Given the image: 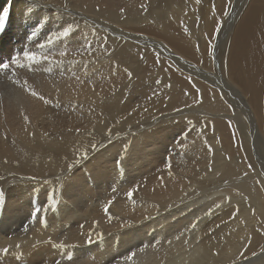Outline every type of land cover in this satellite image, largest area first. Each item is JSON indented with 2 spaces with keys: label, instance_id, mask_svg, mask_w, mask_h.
Segmentation results:
<instances>
[{
  "label": "bare ground",
  "instance_id": "bare-ground-1",
  "mask_svg": "<svg viewBox=\"0 0 264 264\" xmlns=\"http://www.w3.org/2000/svg\"><path fill=\"white\" fill-rule=\"evenodd\" d=\"M250 1L245 12L235 18L238 22L229 37L228 30L225 35L220 33L216 41V38L211 39L218 43L213 55H209L206 42L216 31V22L221 15L214 0H200L199 4L196 0H0V13L7 17V27L0 32V63L9 64L8 70L0 71V185L17 187L12 198L4 202L0 214V264H56L57 260L61 264H264L263 162L255 156L254 160H245L247 165H244L235 159L238 155L234 157L237 162L223 157V145L215 128H205L210 139L199 131H191L188 139L181 140V145L178 144L180 140L172 139L173 133H180L179 125H184L187 131L189 125L206 123L195 114L185 116L183 113H192V109L218 108L221 103L219 95L226 103V89L243 106L249 120V132H253L257 140L262 138L259 131L264 132V0ZM127 4L128 7L125 6ZM142 4L147 6V11L141 8ZM122 7L126 15L122 19L114 17ZM196 12L201 14L198 21L204 30L193 31L194 27H189L193 23L198 24L194 17ZM95 13H103L106 17L104 27L92 21ZM111 24L125 26V29H115ZM99 28L103 32H99ZM65 31L69 35L64 36ZM195 32L201 36L193 35ZM110 34L119 39H113ZM42 36L46 37L43 41ZM58 39L60 42L56 44ZM212 41L208 44L212 45ZM158 42L197 65L178 55L169 57ZM66 43L74 47L87 44L89 51L85 49L82 57L70 64L65 55H59L64 52ZM219 43L223 58L219 57L222 59L215 69L218 75L210 74L204 68L213 69L212 61L218 59ZM58 46L60 51H56ZM25 52L35 54L37 62L26 60ZM11 57L17 58V64L12 63ZM219 66H222L220 70ZM176 70L184 73L185 79L190 81L187 84L190 83L198 92L197 95L193 93L196 101L200 100L198 107L189 102L191 95L179 92V83L184 82V76ZM203 73L217 80L218 85L204 78ZM226 79L229 84H226ZM205 85L212 87L206 86L211 93L209 99L205 96ZM220 85L224 92L218 88L219 94L216 88ZM32 91L37 96H33ZM71 113L85 118L89 127L99 124L108 125L111 129L109 125L117 126L116 120H125L126 125H131L127 129L121 127L126 130L124 136L129 137H125L128 143L112 140L111 145L106 148L104 145L109 153L113 151V156L119 146L125 147L121 150L124 154L119 162L123 168L118 170L112 166L115 158L110 154L111 166L105 165L109 162L105 163L107 156H104L105 166L100 163L101 167L94 165L95 169L77 181L76 172L70 170L72 167L68 160L62 157L68 155L63 151H70L74 157L71 163L79 158L82 161L81 154L86 156L84 145L89 142L83 138L91 139L93 134L89 133L87 137V130L83 133L76 131L75 134L70 131V135L59 138L52 130V125H72L75 120H71ZM177 114L182 116L173 118ZM148 119L152 120V125L160 126L142 132ZM233 121L235 124L236 119ZM136 122H143V126L137 128V124L133 125ZM9 125L17 126L9 131ZM119 129L117 126V132ZM94 136L97 141L99 134ZM109 139H116V136L110 135ZM105 141H92L91 149L95 145L96 153L97 148L106 144ZM241 148L246 150L245 141L241 142ZM88 161L87 169L92 165H88ZM149 165L154 168L149 170ZM67 167L74 175L67 174ZM161 167L165 169L158 172ZM81 170V173L78 171L80 175ZM151 171L158 173L149 177L152 176L149 174ZM177 171L188 176L179 178ZM68 177L77 182L68 184L71 179ZM250 180L254 183L251 184ZM133 181H141L140 186ZM187 181L190 192L187 191ZM56 183L61 187L60 194L55 191ZM135 185L138 189L140 187L141 194L129 200L125 196ZM216 187H222L224 193L217 190L219 188L216 190L221 195L230 196L231 201L226 200L220 208L215 207L218 203L204 206L207 208L199 209L195 216L194 208L207 197L203 193ZM31 194L32 199H29ZM96 195L108 198L104 199L106 203L93 201ZM109 198H112V203L106 216L103 209ZM177 199L180 200L177 202ZM36 208L41 209L38 218L30 219ZM209 209L213 210L212 214L205 215ZM52 211L56 217L53 222ZM21 213L22 216L18 217ZM111 214L114 220L107 223ZM41 216L45 218L42 222ZM199 216L202 217L198 219ZM10 218L23 220L24 230L2 231L9 225L16 226L17 222H10ZM188 218L192 221L184 226L183 221ZM84 220L87 235L81 227L84 225H80ZM197 220L195 228H192ZM93 222H97L99 227L107 223L112 229L105 231L102 237L98 236V231L93 230ZM52 224L62 228L67 226L63 230L58 228L66 229L70 235L67 234L64 240L55 236L45 238L44 234ZM90 232L92 240L98 238L100 241L83 248V238H89ZM61 243L65 245L62 249L52 246ZM71 244L75 247L69 249ZM4 249H8L7 254ZM68 252L73 253L72 261L65 259ZM132 252L135 256L129 262L127 256ZM242 252L243 256L240 255ZM253 252L257 255L253 256ZM18 255L20 259H16Z\"/></svg>",
  "mask_w": 264,
  "mask_h": 264
},
{
  "label": "rangeland",
  "instance_id": "rangeland-1",
  "mask_svg": "<svg viewBox=\"0 0 264 264\" xmlns=\"http://www.w3.org/2000/svg\"><path fill=\"white\" fill-rule=\"evenodd\" d=\"M183 1H188L189 2V0H183ZM209 0H205V2H208ZM215 1V5L218 3V14H221V15H219L218 17H219V20H217V21H220V24H221V31H219V33H218V36L220 35V33H222L221 35H225L226 34V31H228L229 30V32H228V37H229V34L231 33V32H233V30H231V29H234L235 27H236V25H237V22H238V20H236V19H238L239 18V16H241V14H243V12H245V10H246V8L249 6V4H250V0H214ZM232 1V2H231ZM249 1V2H248ZM73 6H74V4H72ZM126 7H128L129 6V4H127V5H125ZM236 6V7H235ZM244 7V8H243ZM239 8V9H238ZM121 9H123V12H121ZM118 12H116V15L114 16V17H117V18H123V16H125L126 15V13L124 12L125 11V9L122 7ZM229 9H232V10H229ZM238 9V10H237ZM193 10L194 11H196L194 8H193ZM221 11V12H220ZM235 12V13H234ZM237 12V13H236ZM78 13L79 14H82V12H79L78 11ZM108 13V12H107ZM120 13V15H118ZM226 13V14H225ZM94 14V13H93ZM228 14V15H227ZM95 15L96 16H94L93 18H92V21L93 22H95L96 24H99L101 27H104V25H106V22H104V19L106 18V17H104V15H103V13H95ZM196 15V16H195ZM198 15L199 16H201V14H199L198 12H196V13H194V17L195 18H197V21H198ZM233 17H232V16ZM236 15V16H235ZM107 16H109V13L107 14ZM221 17H223L222 19H221ZM236 18V19H235ZM98 22H97V21ZM190 20H192V19H190ZM138 20H136L135 19V22H137ZM142 21V20H141ZM107 23H109V22H107ZM201 24V22L200 21H198V24L197 23H193L191 26H189L188 24H186V25H188L193 31H195L196 29H200V30H204L205 28H204V26L203 25H200ZM80 25H82V24H80ZM95 25V24H94ZM203 26V27H202ZM217 26V25H216ZM216 26H215V28H216ZM111 27H114L115 29L117 28V29H125V26H122V25H112L111 24ZM201 27V28H200ZM71 28V27H70ZM103 29L102 28H99V32H103L102 31ZM128 33H131V34H136V35H140V33H135V32H127V34ZM104 34V33H103ZM193 35H195V36H201L198 32H197V34H196V32L193 34ZM213 35L211 34L210 36H209V38H208V40H207V42H206V44L208 45H206V47H209V44H210V41H212L211 39H210V37H212ZM44 37L45 36H42V41L44 40ZM110 37H112L113 39H119V38H116V37H114V36H112L111 34H110ZM147 37V36H146ZM46 38V37H45ZM104 38V37H103ZM147 38H153L152 36H148ZM218 38H216L215 39V41L217 40ZM215 41H212V45H213V48L214 49H216L217 48V43L215 42ZM59 39H58V43L56 42V44H59ZM215 42V43H214ZM126 43H131L130 41H126ZM156 43H157V41H156ZM158 43H160V42H158ZM209 43V44H208ZM221 43H222V40H221ZM221 43H219V47H218V49H217V61L214 59V61H212V64H213V69H211V68H204L205 69V71L206 72H208V73H210L211 74V72H214L215 74H217L218 75V71L216 70L215 71V69H216V67H218V61L220 62L221 61V59L223 58V50L221 49ZM124 44V43H123ZM162 45V46H161ZM87 46V47H86ZM160 46L161 47H163L164 49H166V51L168 52V55H169V57H172V58H175V56L176 55H178V56H180L179 54H175V52H173L172 50H170L167 46H165V45H163V44H161L160 43ZM223 48H224V46H223ZM83 49V50H82ZM85 49L87 50V51H89V45H87V44H85V45H81L80 47H74V46H72V45H68L67 43H66V45H65V49H64V52L65 53H67L65 56H66V59H67V61H68V63H72V62H75L76 61V59L78 58V59H80L82 56L81 55H83V52L85 51ZM122 49L124 50L123 52H126V50H125V47H122ZM59 50V46L58 47H56V51H58ZM209 50V49H208ZM60 51V50H59ZM137 53L136 54H138L139 52L138 51H136ZM78 53V54H77ZM82 53V54H81ZM127 53V52H126ZM128 54H130L129 52H128ZM222 55V56H221ZM74 56V57H73ZM76 56V57H75ZM85 57V56H84ZM177 57V56H176ZM182 59H184V60H188V61H190L189 59H185L184 57H182V56H180ZM219 57H222V58H219ZM52 59L54 60V61H56V59L54 58V57H52ZM69 59V60H68ZM74 59H75V61H74ZM136 59V58H135ZM137 60V59H136ZM4 61H6V59H4ZM139 61V59L137 60V62ZM120 62V61H119ZM118 62V63H119ZM169 62V61H168ZM179 62V61H178ZM191 63H194L193 61H190ZM124 63V62H123ZM140 63V62H139ZM146 63V62H145ZM170 63V62H169ZM183 63V62H182ZM206 63H207V61H206ZM171 65H173V66H175V64H172V63H170ZM195 64V63H194ZM129 66H131V67H133L132 66V64H128ZM195 65H197V64H195ZM140 67H141V65H140ZM203 67V66H202ZM205 67V66H204ZM206 67H208V66H206ZM222 68V66H219V70ZM208 69H210V70H208ZM208 70V71H207ZM213 70V71H212ZM176 72L177 73H179V75H181L182 77H183V79H184V82L182 81V82H180L179 84H180V89H179V92H183V94L185 95V91L186 92H188V94L189 95H191V97L189 98V102H194V103H192V105L193 106H197L198 107V102L196 101L197 100V98H196V95H197V91L194 89V88H192V86L190 85V83L189 84H187L188 83V81L189 80H186L185 79V75H184V73H182L180 70L179 71H177L176 70ZM181 72V73H180ZM188 75H192V73H188ZM203 75V77L204 78H206L208 81H210V82H212L213 84H217L218 85V83H217V80H215L214 78H211V77H207V75L206 74H202ZM216 75V76H217ZM219 75H221L220 74V72H219ZM227 75V74H226ZM227 81H226V84H229V82H228V79H226ZM186 82V83H185ZM190 82V81H189ZM185 83V84H184ZM263 85H264V79H263ZM183 85H185L184 87H183ZM206 86H208L210 89L212 88L210 85H205V92H207L206 94L208 95H206L205 94V96L207 97L206 99H209V95L211 94L210 93V89H208V87H206ZM217 87V86H216ZM218 88L220 89V92H221V90L223 91V89L221 88V85H220V87H217L216 89V91H218ZM186 89V90H185ZM182 90H184V91H182ZM194 90V91H193ZM193 91V92H192ZM208 92H209V94H208ZM219 92V91H218ZM220 92H219V94H220ZM224 92V91H223ZM193 93H195V94H193ZM229 92L227 91V89H226V103H225V100L224 99H222V96L221 95H219L220 97V100H221V103H219L218 104V108H216V109H213V110H206V109H198V110H193L192 109V113H183L185 116H193L194 114V116H199L200 118H202V120L203 121H206V123L204 124V125H193V126H191V125H189L190 126V128L188 127L187 129V131H188V133H187V131H186V127H185V130H184V125H179L180 126V128H181V131H180V133H173V136L174 137H172V139L175 141H177V139H178V141L180 140V142L178 143V144H182V142H181V140L182 141H185L186 139H188L189 138V133L192 131H194V132H198L199 131V134H201V133H203V136L205 137L206 136V138H209V134L207 133V131L205 130V128H212V130L215 128V129H217V130H214L216 133L218 132L219 133V135H220V141H221V148L224 150V152L222 151V154H223V157H227L228 159H230V160H232V162H234V161H236L237 160V158H238V160H240V161H238V162H243V164L245 165H247V162L249 161V160H254L255 159V156H256V158L258 157V159L257 160H260V161H262L263 162V164H264V132L262 133V131H259L260 133H261V139H256L255 137H254V135H253V132H249L250 131V127H247V126H249V120L247 119V117H246V114L243 112V106L241 105V103L240 102H238L236 99L234 100V98L232 97V96H230V93H232V92H230L229 94H228ZM187 94V95H188ZM193 94V95H192ZM224 96V95H223ZM193 97V98H192ZM192 99H194V100H192ZM196 101V102H195ZM237 101V102H236ZM230 104V105H229ZM240 107V108H239ZM231 108H235L234 110L232 109L231 110ZM227 111H226V110ZM230 112H229V111ZM241 110V111H240ZM235 113H234V112ZM203 112V113H202ZM112 115H113V117L114 118H116V115L114 116V113L113 112H110ZM191 114V115H190ZM193 114V115H192ZM208 114V115H207ZM211 114H212V116H211ZM170 115V114H169ZM168 115V116H169ZM183 115V116H184ZM225 115H227V116H225ZM76 116V117H75ZM161 116H163V115H161ZM165 116V115H164ZM180 116H182V115H176V116H174L173 118H175V117H180ZM220 116V117H219ZM225 116V117H224ZM229 116V117H228ZM233 116V117H232ZM70 117H71V120L72 121H74V123L72 124V125H52V130H53V132H55L56 134H57V136L59 135V138H61V136H66V135H70L71 133H70V131L71 132H73L72 134H75V132L76 133H83V131L84 132H87V133H85V135L87 136V137H89L87 134H89V133H91V134H93V136H92V138L94 137V139H87V138H83V139H85L84 141L87 143L88 141L90 142H88L87 143V145L85 144L84 146H86V150L88 149V152L86 151V150H84L85 151V154H86V156L88 157V153L89 152H91V153H94L93 155H91V153H89V157L87 158L86 156H83V154H81V159H82V161H83V163H84V165H83V163H82V161H80V158L78 159L77 157H75L76 159H78V160H74L75 162L74 163H76V162H80V163H76V164H74L73 162L71 163V161H72V159H74V157H72L71 156V154H70V151H67V150H65V151H63L64 153H66V154H68V155H65L64 154V156H62L64 159H65V161L66 160H68V165H70L72 168L70 169V167H67L68 168V172H67V174H73L74 175V173L73 172H76L75 173V175H76V178H78L77 179V181L78 180H82V178H83V176H84V174L86 173V172H89V170H92V168H93V166L95 165V167H101V166H99L100 164H102V167L103 166H105V165H109L110 164V166L112 165L111 164V162L108 160V157H110L111 155H112V157H114L115 158V160H114V162L116 163V164H118L117 162L119 161H122V158H123V152H121V150L123 151L124 149H125V147L124 146H119L118 148V151H114V156H113V151L111 152V153H109V151H107L105 148L107 147V146H109V145H111L112 144V140H114V142L116 143V141L117 142H119V143H122V144H124V143H128L127 142V140H126V138L125 137H128V136H124V135H126V130H123L124 128H128V127H131V125H126L124 122H125V120H123V121H118V120H116V124H117V126H118V129H119V127H120V129L118 130V132H117V126L116 125H109V127H111V129L110 128H108V125H99V124H97L98 126H99V128H100V130H102V131H99V129H98V127H97V125L96 124H91L90 125V127H89V125H86V119L85 118H83V117H81V115H73L72 113L70 114ZM204 117H207V118H204ZM232 118H234V119H236V121H235V124L233 123L234 121V119H232ZM78 119V120H77ZM206 119V120H205ZM214 119V120H213ZM213 120V121H212ZM233 122H232V121ZM148 121V122H147ZM211 122V124H213V125H211L210 124V122ZM221 121V122H220ZM228 121V122H227ZM245 121V122H244ZM120 122V123H119ZM123 122V123H122ZM151 122H152V120L151 119H148V120H146V123L145 124H147V127L142 131V132H149L150 131V129L151 130H155L156 129V127H159L160 125H152L151 124ZM213 122H216V123H213ZM226 122V123H225ZM229 122H231V123H229ZM237 122V123H236ZM122 123V124H121ZM140 122H136V123H134L133 125H136L137 124V128L138 127H142L143 125L141 124V123H143V122H141L140 124H139ZM209 123V125H207ZM228 123V124H227ZM124 124V125H123ZM217 124V125H216ZM229 124L231 125V127H229ZM238 124V125H237ZM244 124V125H243ZM120 125V126H119ZM17 125H15V126H11L10 127V125H9V127H10V130L9 131H11V129H13L14 127H16ZM41 127H43L42 125H40ZM144 126H146V125H144ZM185 126H187V125H185ZM202 126H204L203 128H202ZM102 127V128H101ZM123 129H122V128ZM154 129H153V128ZM192 127V128H191ZM44 128V127H43ZM198 128H199V130H198ZM200 128H201V130H200ZM239 128V130H237ZM248 128H249V130H248ZM66 129H68L67 130V132H66ZM90 129V130H89ZM105 129H107V131L105 132ZM190 129V130H189ZM242 129V130H241ZM60 130V131H59ZM87 130V131H86ZM93 130L95 131V133L93 132ZM116 130V131H115ZM122 130V131H121ZM149 130V131H148ZM184 130V132H182ZM205 130V131H204ZM248 130V131H247ZM99 131V132H98ZM119 131H121L122 133H123V131H124V134H122L121 132H119ZM201 131V132H200ZM236 131V132H235ZM242 131H243V133H242ZM246 131V135L244 134V132ZM111 132V133H110ZM114 132V133H113ZM191 132V133H192ZM58 133H60V134H58ZM68 133V134H67ZM101 133V134H100ZM107 133H109L110 135H114V136H116V139H109V134H107ZM117 133V134H116ZM182 133H183V135H182ZM217 133V134H218ZM97 134H99V136H98V139H100V140H98L97 139V141L95 140L96 139V137L94 136V135H97ZM183 136V139L184 138H186V139H180V137L182 138V136ZM187 135V136H186ZM250 137H249V136ZM85 136V137H86ZM108 136V137H107ZM123 136V137H122ZM236 136V137H235ZM121 137L123 138V139H121ZM176 137V138H175ZM106 138H107V141H105L106 140ZM175 138V139H174ZM247 138V139H246ZM249 138H251V139H249ZM253 138V139H252ZM87 139V140H86ZM105 141L106 142V144H102L101 145V147H99V148H97L96 149V153H95V148H92L91 149V144L93 143L92 141H94V142H97V143H99L98 141ZM128 139H129V137H128ZM210 139V138H209ZM208 139V140H209ZM255 139V140H254ZM91 140V141H90ZM109 140V141H108ZM111 140V141H110ZM249 140H252V141H249ZM122 141V142H121ZM123 141H125L124 143H123ZM130 141V140H129ZM222 141L225 143V145L222 143ZM227 141V142H226ZM242 141H245L246 142V150L244 151L242 148H241V142ZM247 141L249 142V143H247ZM104 142V143H105ZM110 142V143H109ZM231 142V143H230ZM257 142V143H256ZM184 143V142H183ZM108 144V145H107ZM114 144V143H113ZM251 144V145H250ZM104 145H105V148H104ZM257 145V146H256ZM229 146V147H228ZM248 146V147H247ZM256 146V147H255ZM122 147V148H121ZM182 147V146H181ZM90 148V149H89ZM227 148V149H226ZM249 149V150H248ZM92 150V151H91ZM94 150V151H93ZM99 150V151H98ZM228 152V153H226V151ZM101 151V153H99ZM104 151V152H103ZM183 151V150H182ZM243 153H242V152ZM62 152V153H63ZM68 152V153H67ZM215 152V151H214ZM118 153V155L117 156H115V154H117ZM183 154H184V151L182 152ZM70 154V155H69ZM84 154V155H85ZM105 154H107V155H105ZM111 154V155H110ZM228 154V155H227ZM248 154V155H247ZM258 154V155H257ZM225 155V156H224ZM238 155V156H237ZM244 155H245V158H244ZM251 155V156H250ZM254 155V156H253ZM100 156H102L101 158H100ZM104 156H107V160L105 159V161H104ZM230 156V157H229ZM237 156V157H236ZM61 157V158H62ZM67 157H69V158H67ZM71 157V158H70ZM90 157H92L93 159L95 158V157H97V158H95V160L94 161H96L98 164H96V162L94 163V161H93V159L92 158H90ZM120 159H119V158ZM234 157H236L235 159H234ZM84 158H86V159H84ZM90 158V159H89ZM99 159V160H98ZM234 159V160H233ZM249 159V160H248ZM71 160V161H70ZM87 160H89L88 161V165H91V163H92V165H91V167L90 168H86V167H89V166H85V165H87L86 163H87ZM101 160H103V162L101 161ZM245 160H247V162L245 161ZM100 161V162H99ZM236 161V162H237ZM102 162V163H101ZM107 163V162H109V163H107V164H105V163ZM67 163H66V165H67ZM73 164V166L71 165V164ZM100 163V164H99ZM115 163H113V167H115V168H117L118 170H120L121 168H123V165L121 164L120 166H119V164L118 165H116ZM78 164H80V165H78ZM105 164V165H104ZM82 165V166H81ZM98 165V166H97ZM151 165H153V163H151ZM77 166V167H76ZM85 166V167H84ZM119 166V167H118ZM160 166H163V164L162 165H160ZM76 167V168H75ZM79 167V168H78ZM83 167V168H82ZM95 167L93 168V169H95ZM150 167V168H149ZM263 167H264V165H263ZM80 168L82 169L81 171H82V174L80 175ZM84 168H86L85 169V171H84ZM147 168H149V170H152L154 167H152L151 168V166L149 165ZM72 170L71 172L72 173H69L70 172V170ZM75 169V170H74ZM77 169H79L78 171L80 172H78L77 171ZM159 169V171L158 172H162L163 170L162 169H165L164 167H161V168H158ZM262 169V172H264V168H261ZM87 170V171H86ZM126 170H127V168H126ZM148 170V169H147ZM161 170V171H160ZM150 172L149 174L150 175H152V176H149V177H155V174L156 173H158V172ZM78 172V173H77ZM153 173H155V174H153ZM79 174V175H78ZM73 175H71L73 178H75V176H73ZM154 175V176H153ZM176 175L179 177V178H181V177H183V176H188L186 173L184 174V172H180V171H177L176 172ZM180 175H182V176H180ZM69 176V175H68ZM72 177H68L70 180H68V184H71V183H73L74 181H75V179L74 180H72ZM117 178V177H116ZM77 181H75V182H77ZM71 182V183H70ZM135 181H133V183H134ZM141 182V181H140ZM139 182V183H140ZM251 184H253L254 182L252 181V180H250L249 181ZM263 183L262 184H264V178H263V181H262ZM131 184L132 186L134 185V184ZM135 183H137V182H135ZM139 183H137L136 185H139ZM141 184V183H140ZM135 185V187H133L132 189H137L135 192H134V195H133V197H132V199L134 198V199H136V197L137 196H139L140 194H141V192L139 191V189H140V187H139V189L138 188H136L137 186ZM140 186V185H139ZM210 186H212V185H210ZM210 186H208V188L210 187ZM186 187H187V191L188 192H190V189H189V182L187 181V185H186ZM223 187V186H222ZM222 187H216V188H213V189H209V191L208 192H204L203 194H206L207 195V197H206V199H205V203L203 202L202 204H200L199 206H197L196 208H194L195 209V211H196V215L195 216H197L198 214H197V212L199 211V209L200 210H202V209H206L209 205L211 206V205H215V204H220V205H222V204H224V203H226V200H228L229 199V201H231L230 199V196L228 197V196H225L224 194H222L221 195V193H224V191H223V188ZM5 188V189H4ZM54 188H55V191L58 193V194H60V192H61V187H60V185H58V183H56V184H54ZM217 188H219V189H217ZM13 189V190H12ZM17 189V187L15 188L14 186H12V185H8V186H4V185H0V199H2V203L0 204V214H1V211H2V209L4 208V202H7L8 200H9V198H12L11 196H13V194H15V190ZM23 189H25V188H23ZM220 190V191H222L221 193H218V192H220V191H217V190ZM28 192V191H27ZM215 193V194H213V195H211L210 196V193ZM9 193V194H8ZM111 192H109V194H110ZM208 193V194H207ZM108 194V195H109ZM136 194V195H135ZM226 194V193H225ZM4 195V196H3ZM7 195H8V197H7ZM32 195L33 194H31V195H29V199H32ZM225 197H224V196ZM3 197V198H2ZM98 197V198H97ZM126 198H127V196H125ZM125 197H123V198H125ZM227 198V199H226ZM5 199H6V201H5ZM103 199V200H102ZM104 199H105V201H106V199H108V198H103V197H101L100 198V195L99 196H94L93 197V201H99V203H103V201H104ZM110 200L112 199V198H109ZM224 199V200H223ZM100 200H102V201H100ZM114 200V202H116L115 201V199H113ZM180 199H177V202L179 201ZM216 200H218V201H216ZM104 201V203H106ZM215 203V204H214ZM262 203H264L263 201H262ZM75 204H77L76 202H75ZM205 204V205H204ZM208 205V206H207ZM203 206V207H202ZM204 206H207V207H205L204 208ZM195 207V206H194ZM22 214L23 213H21V215H18V217H20V216H22ZM53 214H55V212L54 211H52V213H51V218H52V222L53 221H56V217L53 215ZM112 214H114V212L112 213ZM112 214H111V221L110 222H112L113 220H114V218H113V216H112ZM81 216H84L83 214H81ZM191 217V219L193 220V217L192 216H190ZM202 216H199V217H197L198 219H200ZM30 219H35V217H33L32 215L30 216ZM45 218H44V216H41L40 217V221H42V220H44ZM190 218H188L187 220H185V221H183V222H185V223H183V225L184 226H186L187 224H188V222H190V221H192ZM87 220V219H86ZM86 220H84V221H82V224H80V225H84L83 223H85L86 222ZM196 220V219H195ZM10 222H12V223H15V222H17L16 223V226L13 224V225H9V226H7L6 228L4 227L3 229H2V231H5L6 233L8 232V230H16V231H22V230H24V221L23 220H21V221H17V219H16V221L15 220H13V219H11L10 218ZM109 222V219L107 220V223H110ZM186 222H187V224H186ZM105 223V222H104ZM105 224V226L104 227H102L101 225H103V223L100 225L101 227H99V225H96V227L95 228H93V230L96 232V231H98V232H96V233H101L102 235L103 234H105L106 232H109V231H111V229H112V227L110 226L109 227V224ZM55 225H58V224H52V226H50V227H48V232L47 233H45L44 234V237L45 238H50V237H54L55 236V238H60V239H65V237L67 236V234L68 235H70V233L69 232H67L66 231V229L64 230V231H62L64 228H66L67 226H64L63 228L61 227V226H56L55 227ZM108 225V226H107ZM23 226V227H22ZM53 227V228H52ZM58 227H61V229H59ZM108 228V229H107ZM110 228V229H109ZM76 229H78V228H76ZM87 229V225H84L83 226V231H84V235H87L88 234V230H86ZM101 230V231H100ZM66 231V232H65ZM104 231V232H103ZM106 231V232H105ZM66 233V234H65ZM186 233V232H185ZM184 235H186V236H188L189 234H184ZM88 240V238L87 237H84L83 238V242H84V245H82V247L83 248H89V247H91V246H93V245H95L98 241H100V239H93L92 240V243L91 244H87L86 243V241ZM72 246H73V244H71V245H69V249H71L72 248ZM240 261V260H239Z\"/></svg>",
  "mask_w": 264,
  "mask_h": 264
},
{
  "label": "snow or ice",
  "instance_id": "snow-or-ice-1",
  "mask_svg": "<svg viewBox=\"0 0 264 264\" xmlns=\"http://www.w3.org/2000/svg\"><path fill=\"white\" fill-rule=\"evenodd\" d=\"M196 2L199 4V3H200V0H196ZM141 8H142L143 10L147 11V6H146V5L142 4V5H141ZM213 11H215V5H213ZM121 12H123V9H121ZM216 25H217V26H216V31L213 33V37H210V39H211V38H218V33H219V31H220V28H221L220 21H217V22H216ZM6 27H7V17L4 16L2 13H0V32H3V31L6 29ZM186 31H187V30H186ZM63 35H64V36H67V35H69V33H68L67 31H65V32L63 33ZM50 42H51V41H50ZM41 47H43V45H41ZM197 50H199V49L197 48ZM213 53H214V48H213L212 45H209V55H213ZM59 55H60V56H64V55H66V53H65V52H60ZM24 58H25L26 60L30 61V62H37V56H36L35 54H30V53H28V52H25V54H24ZM141 58H143V57H141ZM45 59H47V58L45 57ZM11 61H12L13 64H17V58H16V57H11ZM19 66H22V65H19ZM8 68H9V64H8V63H0V71H6V70H8ZM158 83H159V82H158ZM25 88H26V90H27V83H25ZM31 94H32L33 96H37V93L34 92V91H32ZM187 94H188V93L185 92V95H187ZM40 98L43 99V97H40ZM197 102L199 103L200 100L198 99ZM45 103L47 104L48 101L45 100ZM25 121L27 122V118H25ZM229 127H231L230 124H229ZM93 148H95V145H93ZM211 151H212V149H211V147L209 146V152H211ZM117 163L119 164V161H118ZM168 167H169V171H170V169H171V165L169 164ZM161 179H162V178H161ZM136 190H137V189L134 188V189L130 190V191L127 193V198H128L129 200L132 199V197H133V195H134V192H135ZM2 202H3L2 199H0V203H2ZM111 203H112V201L110 200V201L108 202V204H106L105 207H104V209H103L104 214H105L106 216H108V211H109V207L111 206ZM215 207H216V208H220L221 205H220V204H217ZM40 211H41L40 208H36V209L32 212V216L38 218V214H39ZM212 211H213L212 209H209V211L206 212L205 215H209V216H210V215L212 214ZM108 219H109V222H110V221H111V217L109 216ZM41 222H42V221H41ZM197 223H198V220H197V221H194L193 224H192V228H195V226H196ZM96 225H97V222H93V227H96ZM81 227H83V226H81ZM216 227H220V225H216ZM209 234H211V233H209ZM96 235L102 237V234H101V233H96ZM91 236H92V233L90 232V233H89V238H88V240L86 241L87 244H91V243H92ZM176 238L179 239V236H177ZM48 243L51 244V243H52L51 240H49ZM157 243H159V242L157 241ZM52 246H53V247H56V248H61V249L65 247V245L62 244V243H61V244H53ZM19 247H20V246L17 245V248H19ZM72 247H75V245H73ZM7 251H8V249H4V253H5V254H7ZM240 255L243 256L244 253L242 252V253H240ZM252 255H253V256H256L257 254H256L255 252H253ZM134 256H135V252L130 253V254L127 256V260H128L129 262H131ZM73 258H74V257H73V253H72V252H68V253L66 254V256H65V259H66L67 261H72ZM16 259H20L19 255L16 257ZM56 264H61V261H60V260H57V261H56Z\"/></svg>",
  "mask_w": 264,
  "mask_h": 264
}]
</instances>
